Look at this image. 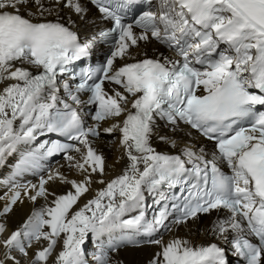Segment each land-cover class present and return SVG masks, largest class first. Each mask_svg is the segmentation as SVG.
<instances>
[{"label":"snow or ice","instance_id":"obj_1","mask_svg":"<svg viewBox=\"0 0 264 264\" xmlns=\"http://www.w3.org/2000/svg\"><path fill=\"white\" fill-rule=\"evenodd\" d=\"M89 2L113 26L81 41L75 20L60 15L67 10L87 20ZM140 3L0 0V83L13 81L0 89V164L45 132L68 141H44L21 152L11 181H5L11 188L0 196L6 201L0 218L25 197L45 203L6 236L0 220V264H22L20 257L27 264H48L61 239L54 264H88L83 246L89 234L99 244L93 264H124L118 253L128 245L139 247L137 237L171 232L221 210L226 214L213 221L214 234L228 242L232 233V248L244 264H264V111L259 110L264 107V0H143L144 10L130 16ZM53 14L55 21L46 18ZM98 38L112 41L105 62L73 74L72 62L87 56ZM153 39L179 59L133 54ZM118 58L133 62L116 67ZM105 82L118 87L109 91ZM158 121L172 133L184 123L214 149L184 144L178 154L157 151L154 137L178 146L160 135ZM113 133H119L123 149L119 159L126 156L128 163L105 181L106 157L96 143ZM61 153L69 171L82 179H70L58 167L38 183L16 181L43 171L42 161ZM94 174L101 179L93 181ZM56 181L71 189L50 192L47 185ZM93 182L105 187L73 210ZM165 186L171 195L163 193ZM146 194L156 197L151 219ZM105 235L106 243L100 239ZM42 242L46 246L30 255ZM147 242L160 246L147 264H227L226 250L217 243L197 245L179 236Z\"/></svg>","mask_w":264,"mask_h":264},{"label":"bare ground","instance_id":"obj_2","mask_svg":"<svg viewBox=\"0 0 264 264\" xmlns=\"http://www.w3.org/2000/svg\"><path fill=\"white\" fill-rule=\"evenodd\" d=\"M87 7L89 9L87 20H82L79 17L75 16L74 14L65 10L61 13L60 18L63 21H66L69 16L75 20V24L73 27L77 30L78 34L82 37H87L90 34L94 33L97 29L102 27L103 25H107V23L101 24V21L98 19L97 13L94 9L87 3ZM49 20L55 21L56 16L55 14L46 17ZM137 52L139 53H147L148 56H155L157 53H163L165 56L169 55V50L154 39L148 43L141 42L138 49H133V54L135 55ZM142 58V55L136 56V59ZM126 62H133L131 60H116L115 64L121 66L123 63ZM30 67L31 66H27ZM13 81H8L5 83H0V89L6 86V83H11ZM105 88L111 91L112 88L109 86L108 83L105 82ZM113 121H109L108 123H112ZM161 121H158L159 124V132L160 135H167L170 136L172 139L177 141V147L171 146L169 143H165L160 141L158 138H153V146L160 152H167L169 154H178L180 148L184 146V144H192L196 146H205L206 150H209L211 147L209 143L202 138L198 137L194 134L193 131L189 130L185 125H180L179 128L176 130L175 133L169 131V129L163 127L160 124ZM107 126V124L105 125ZM40 141L44 140V136L39 137ZM38 147L35 145V148ZM96 147L103 152L106 157V169L103 175V179L105 181H109L113 179L115 176L121 174L122 170L126 167L128 160L127 157H123L119 159L123 154V149L119 147V133L109 134H102L99 140L96 143ZM28 147L26 145L18 146V151L9 155L6 158L5 163L0 164V196H3L5 193L9 192L11 188V183H5V181H11L12 179V172L14 169V165L19 159L21 152L27 150ZM44 165L43 171L40 172H27L21 177H17L16 181L19 183H27L29 179L32 183H38L39 178L41 175L47 176L48 169H56L58 167L61 168V171L65 173L70 179H82V177L77 173L75 170L69 171L66 167L67 161L59 160L56 162L52 167L51 163L46 164L42 161ZM63 166V167H61ZM39 175L38 177H36ZM93 181H98L101 177L98 174H94L92 177ZM50 192H54L57 195L65 194L67 191L71 189V185L63 184L59 181L54 183L50 182L47 185ZM105 187L104 184L93 182L90 186L88 192L84 193L78 200L77 204L73 206V210L78 209L79 207L83 206L89 199H92L95 194L96 190ZM153 201L156 199L154 196H149ZM51 197H49V200ZM6 201L0 200V208L3 207V204ZM45 203V201L40 198L35 203L28 200L26 197L23 199V202H18L16 205L13 206V210L7 214L6 217L0 218L6 225L7 231L3 234L4 236L8 235L11 231L15 230L16 228L20 227L24 220L31 214L34 208H39ZM135 214V213H133ZM226 214L224 210L219 212L213 211L210 214H202L199 216V219L195 221H189L187 225H181L178 227H173L172 231H166V233H162L161 237L165 242L172 239L174 236H179L188 240H191L194 244H208V243H217L219 246L227 247L228 242H225L222 238L218 235L214 234L212 229V223L216 218L223 217ZM171 224V219L168 221ZM233 234L229 233V238L232 237ZM156 233L152 234L151 237L148 236H139L137 237L138 242H140V246H132L128 245L126 247L121 248L118 253V258L124 261V264H147V261L153 257V255L160 250V246L154 243H148V240H156L160 239ZM2 238V237H0ZM90 241L84 244V249L89 250V256L91 258L90 261L93 262V254L99 247V244L95 237L92 234H89L87 237ZM105 243L107 242V236H103L100 238ZM47 242H42L39 245H35L30 250V255L33 253L36 248L46 246ZM62 249V239L57 243L53 256L50 257L48 264H54V257L59 251ZM22 264H27V260L23 257H20ZM87 260V258H86ZM89 261V262H90ZM93 264V263H92Z\"/></svg>","mask_w":264,"mask_h":264},{"label":"rangeland","instance_id":"obj_3","mask_svg":"<svg viewBox=\"0 0 264 264\" xmlns=\"http://www.w3.org/2000/svg\"><path fill=\"white\" fill-rule=\"evenodd\" d=\"M86 239H87V242L90 241L88 238H86ZM85 252L86 253L88 252V248L85 250ZM86 258H87L88 264H92L93 263L92 261L89 260L90 258L88 256H86Z\"/></svg>","mask_w":264,"mask_h":264}]
</instances>
